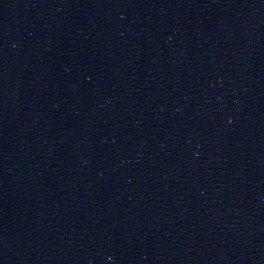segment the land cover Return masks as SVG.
Instances as JSON below:
<instances>
[{
	"label": "water",
	"instance_id": "95a60500",
	"mask_svg": "<svg viewBox=\"0 0 264 264\" xmlns=\"http://www.w3.org/2000/svg\"><path fill=\"white\" fill-rule=\"evenodd\" d=\"M0 264H264V0H0Z\"/></svg>",
	"mask_w": 264,
	"mask_h": 264
}]
</instances>
